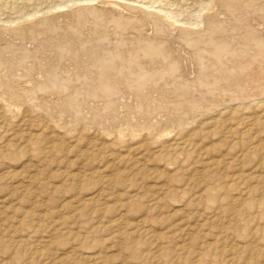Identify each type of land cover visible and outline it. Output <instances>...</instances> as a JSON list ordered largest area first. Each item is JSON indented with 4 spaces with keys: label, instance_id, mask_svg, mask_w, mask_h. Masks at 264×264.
<instances>
[{
    "label": "rangeland",
    "instance_id": "obj_1",
    "mask_svg": "<svg viewBox=\"0 0 264 264\" xmlns=\"http://www.w3.org/2000/svg\"><path fill=\"white\" fill-rule=\"evenodd\" d=\"M0 264H264V0H0Z\"/></svg>",
    "mask_w": 264,
    "mask_h": 264
},
{
    "label": "bare ground",
    "instance_id": "obj_2",
    "mask_svg": "<svg viewBox=\"0 0 264 264\" xmlns=\"http://www.w3.org/2000/svg\"><path fill=\"white\" fill-rule=\"evenodd\" d=\"M116 5V4H115ZM114 6V5H113ZM116 8V7H115ZM111 14V13H110ZM252 27V26H251ZM128 37V36H127ZM130 40V39H129ZM100 61V60H99ZM175 62V61H174ZM173 62V63H174ZM48 65V64H47ZM163 65V64H162ZM171 66V65H170ZM170 68H172V67H170ZM66 69V68H65ZM65 71V70H64ZM155 71V70H154ZM165 71V70H164ZM172 71V70H171ZM41 72V71H40ZM45 73V72H44ZM186 73V72H185ZM37 75H39V74H37ZM157 75H158V73H157ZM194 75H196V74H194ZM183 76V75H182ZM186 76V75H185ZM190 76V75H189ZM33 77H36V76H33ZM40 78V77H39ZM122 78V77H121ZM187 78V77H186ZM46 79V78H45ZM195 79V78H194ZM32 80V79H31ZM65 80V79H64ZM184 80H185V78H184ZM187 80V79H186ZM34 82V81H33ZM35 83V82H34ZM46 83V82H45ZM190 83V82H189ZM31 83H29V85H30ZM193 84V83H192ZM34 85V84H33ZM31 86V85H30ZM127 88V87H126ZM33 89V88H32ZM26 90V89H25ZM28 91V90H27ZM125 93V92H124ZM20 94V93H19ZM15 95V94H14ZM128 95V94H127ZM15 97H19L18 95H15ZM73 99V98H72ZM92 109V108H91Z\"/></svg>",
    "mask_w": 264,
    "mask_h": 264
}]
</instances>
